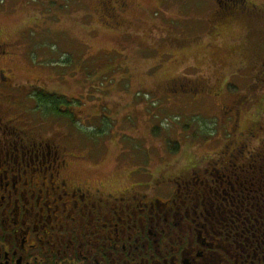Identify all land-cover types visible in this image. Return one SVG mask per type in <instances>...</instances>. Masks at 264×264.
Segmentation results:
<instances>
[{
	"label": "rangeland",
	"instance_id": "obj_1",
	"mask_svg": "<svg viewBox=\"0 0 264 264\" xmlns=\"http://www.w3.org/2000/svg\"><path fill=\"white\" fill-rule=\"evenodd\" d=\"M248 4L222 15L215 0H0V74L56 94L57 121L29 100L25 113L60 134L72 180L124 189L238 142L262 149L264 0ZM171 79L201 92L171 93ZM241 95L236 134L229 105Z\"/></svg>",
	"mask_w": 264,
	"mask_h": 264
},
{
	"label": "flooded vegetation",
	"instance_id": "obj_2",
	"mask_svg": "<svg viewBox=\"0 0 264 264\" xmlns=\"http://www.w3.org/2000/svg\"><path fill=\"white\" fill-rule=\"evenodd\" d=\"M177 80L167 91L201 92ZM7 81L1 72L0 264H264V145L238 142L200 167L124 189L84 184L72 180L60 134L44 135L25 113L29 100L57 121L56 94ZM247 98L229 105L236 134Z\"/></svg>",
	"mask_w": 264,
	"mask_h": 264
},
{
	"label": "trees",
	"instance_id": "obj_3",
	"mask_svg": "<svg viewBox=\"0 0 264 264\" xmlns=\"http://www.w3.org/2000/svg\"><path fill=\"white\" fill-rule=\"evenodd\" d=\"M216 1V4H217V7L220 11V13L222 15H231V14H234L236 13L237 11H246V12H249V9H248V0H215ZM251 14V13H250ZM255 16H252V19L254 18ZM255 60V58H254ZM264 67V65H263ZM262 77L259 76H254V79L256 80V82H263L264 83V75H261ZM183 84H181L182 86ZM250 89L251 90H255L257 86L255 85H252L250 84ZM194 92L193 90H190V92ZM196 91V90H195ZM49 97H45V98H42L41 100H43L45 102L44 107L48 106V107H51L52 104L49 105ZM40 100V102H41ZM58 101H56V105L58 104L57 103ZM42 103V102H41ZM48 104V105H47ZM57 109V113L59 114V110L58 108L56 107ZM47 112V111H46ZM255 124V122L253 123ZM231 145V144H230ZM229 147V146H228ZM225 152H228V148L227 150H224Z\"/></svg>",
	"mask_w": 264,
	"mask_h": 264
}]
</instances>
